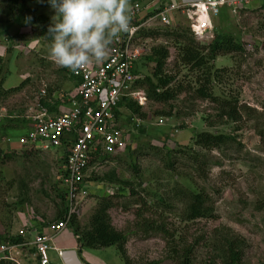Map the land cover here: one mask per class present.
Returning a JSON list of instances; mask_svg holds the SVG:
<instances>
[{"label": "rangeland", "instance_id": "obj_1", "mask_svg": "<svg viewBox=\"0 0 264 264\" xmlns=\"http://www.w3.org/2000/svg\"><path fill=\"white\" fill-rule=\"evenodd\" d=\"M11 6L0 0V78H5L1 85L6 91L23 83L0 94V237L14 236L25 221L48 224L66 205L60 195L66 194L61 148L57 153L43 151L26 141L42 91L49 100L55 91L66 94L71 86L69 69L53 62L51 38L33 32L41 25L38 21L33 20V27L28 24L42 14L50 25L55 10L48 0H26L21 12ZM226 12L213 18V38L205 43L195 39L188 17L175 14L170 25L200 46L218 34H229L242 44L241 50L209 61L220 69L209 88L219 99H236L237 120L223 115L218 102L198 97L196 89L205 75L182 58L186 40L149 36L143 39L147 48L167 47L164 72L171 76L170 87L180 91L169 101L146 98L140 105L145 116L134 117L142 131L128 126V112L122 108L118 124L131 135L130 150L118 149L86 171L88 194L77 205L78 224L87 230L103 202L95 183L107 187V212L114 228L127 236L130 264H178L189 245L190 264H224L226 236L243 239L241 264H264V1L251 0ZM142 61L137 65L140 74H150L149 64ZM200 131L221 132L232 139L203 149L194 144ZM196 152L198 166L193 160ZM192 192H202L211 215L187 217ZM50 245V264H62L56 249L78 245L71 226L54 235ZM79 253L86 264H123L113 246L83 247ZM21 262L36 264L30 248L23 250Z\"/></svg>", "mask_w": 264, "mask_h": 264}, {"label": "built area", "instance_id": "obj_2", "mask_svg": "<svg viewBox=\"0 0 264 264\" xmlns=\"http://www.w3.org/2000/svg\"><path fill=\"white\" fill-rule=\"evenodd\" d=\"M250 1H131L134 11L132 32L122 35L112 45L109 59L72 72L79 79L72 91L53 94L52 97L56 95L55 99L66 100L68 108L52 114L47 106L39 102L38 110L31 116V127L27 131L26 141L34 143L35 148L43 151L55 150L69 143L61 178L66 188V214L60 220L46 224L42 230H36L31 241L27 239L34 231L31 225H25L18 230L17 235L22 238L19 241L0 240V261L22 264L23 250L31 246L34 247L33 257L36 258V264H50V241L67 227L72 215L76 213L79 200L88 194L86 171L93 163L91 160L95 153L98 151L101 155L111 154L125 147L128 137H124L123 130L119 127L115 110L124 98L138 100L139 103L146 100L144 90L136 82L141 77L137 65L150 51L143 42L147 38L144 37V32L158 26L170 25L175 14H182L188 17L195 39L205 43L213 38V18L220 11H235L247 6ZM44 96L45 90L42 91V97Z\"/></svg>", "mask_w": 264, "mask_h": 264}, {"label": "trees", "instance_id": "obj_3", "mask_svg": "<svg viewBox=\"0 0 264 264\" xmlns=\"http://www.w3.org/2000/svg\"><path fill=\"white\" fill-rule=\"evenodd\" d=\"M12 4L11 9H15L21 12L24 8V2L26 0H7ZM132 1V0H131ZM38 21L41 25L38 27H33L34 21ZM31 27H33V32L37 33L39 36H45L50 39L48 36V27L46 18L40 14L37 18L31 19L28 22ZM216 32V31H215ZM167 35L169 37H173L178 41L186 40L182 46V58L185 59V63H193L194 67L198 69H203L204 71V84L200 85L199 88L196 89L198 97L202 99H211L212 101H216L222 107V114L226 115L232 120H237L240 116L239 108L236 102V99L226 100V98L219 99L217 96L213 94V91L209 88L211 84V80L214 79L220 72V69L214 68L209 61L214 60L218 54L228 53L233 51H239L242 49V44L234 39L233 36L229 34H218L215 35L214 39L206 46H200L198 42H195L193 37L187 36V33L182 30L173 29L171 25H164L162 27L158 26L153 29H148L144 32V37L149 36H157V35ZM183 38V39H182ZM168 49L166 46H153L150 48V52L143 57V61L150 66V74L141 75V77L136 81L137 86L146 87V97L149 100L154 101H169L174 98L176 91H180V89H173L170 87L171 76L164 72V66L168 57ZM142 61V60H141ZM140 61V62H141ZM142 61V63H143ZM222 70V69H221ZM214 71V73H213ZM223 71V70H222ZM69 75L72 78H75V85L78 83V77H75L71 70H69ZM5 79V78H4ZM3 78H0V94H5L11 92L13 89L20 87L23 83H20L19 86L15 88H11L8 90H4L1 84L4 82ZM4 90V91H3ZM39 102L45 106L51 107L48 105L49 103L46 99H39ZM55 104V103H53ZM54 106V105H53ZM52 106V108H53ZM126 108L128 114L124 117L125 122H128V126L132 128L137 127L139 131L143 130V126L141 122L137 123L134 120L135 115H139L141 117L145 116V113L141 111V106L134 100L124 98V100L118 105V108L115 110V115L117 120L122 117L121 109ZM221 114V115H222ZM5 128V126H4ZM123 132L124 137H128V142L126 143L124 149L130 150L131 145V135L130 133ZM232 137L229 134L224 133H213L209 131H200L197 132L194 138V144L203 149H210L219 147L222 144L228 143ZM68 144H65L63 148H61V156L60 160L65 166L66 158L68 155ZM5 157L9 156L8 153L4 154ZM3 155V156H4ZM108 154H99L97 151L91 161H97L100 159H104ZM199 154L196 152L193 156V160L195 163L198 162ZM172 163L168 162L167 166H171ZM199 163H197V166ZM200 168V167H198ZM64 174V169L63 172ZM93 178V177H92ZM94 179V178H93ZM120 190H123L122 188ZM65 202V207L58 213L56 220H60L64 217L67 212V199L66 194H60ZM190 204L187 212V217L189 218H197V217H206L211 215L210 208L205 206L206 198L203 196L202 192L198 193H190ZM102 204L96 208L94 213L90 219V227L87 230L81 229L80 225L77 221V213H74L70 219L69 225L71 226L74 235L76 236V240L78 246L80 248H106L113 246L116 249L117 255L123 261V264H130V260L127 256L126 251V241L127 236L124 232L118 231L114 228L110 221L109 214L107 212V208L110 206V201L108 200L106 195H103ZM46 224H42L39 226V231L42 230ZM10 239L12 242H16L21 240L18 236H10V238H5V236L0 237V240ZM224 249H225V260L224 264H241L244 242L241 237L226 236L224 238ZM31 251L34 252V247H31ZM179 251V250H178ZM193 251V246L189 245L183 248V252L180 255L182 259L178 262V264H190V257ZM0 264H15L11 261H0ZM150 264H155V261L150 262Z\"/></svg>", "mask_w": 264, "mask_h": 264}, {"label": "clouds", "instance_id": "obj_4", "mask_svg": "<svg viewBox=\"0 0 264 264\" xmlns=\"http://www.w3.org/2000/svg\"><path fill=\"white\" fill-rule=\"evenodd\" d=\"M48 3L55 10L48 27L51 57L58 66L72 72L109 59L112 45L134 27L131 0H48ZM134 101L143 105L146 100Z\"/></svg>", "mask_w": 264, "mask_h": 264}, {"label": "crops", "instance_id": "obj_5", "mask_svg": "<svg viewBox=\"0 0 264 264\" xmlns=\"http://www.w3.org/2000/svg\"><path fill=\"white\" fill-rule=\"evenodd\" d=\"M70 82H71V86H70V88L69 89H67L69 92L70 91H72L73 90V88L75 87V78H72L71 76H70ZM56 92V91H55ZM53 93V94H56V93H58V92H56V93ZM56 95H54V97H55ZM54 97H52V99H49L50 101L48 102L49 104L48 105H51V107H48V109H49V111L52 113V114H57V113H60L61 111H63V110H65L66 108H68V103L67 102H65L66 100H63V101H61V100H59V99H55ZM53 103H55V104H53ZM54 105V106H53ZM52 106H53V108H52ZM95 185L96 186H99V188H97V192H99L98 191V189L100 190V192H102V193H100V194H102V195H106V193H109L108 191H107V187H100V184L99 183H95ZM80 211V210H79ZM23 225H20V227L17 229V231L15 232V235L14 236H16L17 235V233H18V230L21 228V227H23V226H25V225H31V224H29V223H27V221H25L24 223H22ZM33 228H34V231L33 232H31V234L30 235H28L27 236V239H29V241H31L32 239H33V235L35 234V231L37 230H39L38 228H39V226L40 225H31ZM33 234V235H32ZM12 236V235H11ZM75 238H76V236H75ZM78 244V243H77ZM78 247V248H77ZM77 247H74V248H69V249H75L76 251H77V253H78V255H79V258L81 259V261H82V263L83 264H86L85 263V261H83V259L81 258V256H80V253H79V251H81V248L77 245ZM26 248H30L31 249V246H29V247H26ZM65 249H68V248H63V249H60V250H65ZM57 251H58V253H59V249H56ZM22 255H23V253H22ZM22 255H21V258H22ZM84 260L87 258V253H85L84 254ZM119 257V256H118ZM87 260V259H86ZM62 261V260H61Z\"/></svg>", "mask_w": 264, "mask_h": 264}, {"label": "water", "instance_id": "obj_6", "mask_svg": "<svg viewBox=\"0 0 264 264\" xmlns=\"http://www.w3.org/2000/svg\"><path fill=\"white\" fill-rule=\"evenodd\" d=\"M61 259L64 264H83L75 249L62 250Z\"/></svg>", "mask_w": 264, "mask_h": 264}]
</instances>
